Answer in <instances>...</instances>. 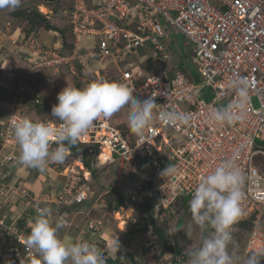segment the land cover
<instances>
[{"label": "built area", "instance_id": "obj_1", "mask_svg": "<svg viewBox=\"0 0 264 264\" xmlns=\"http://www.w3.org/2000/svg\"><path fill=\"white\" fill-rule=\"evenodd\" d=\"M115 15L140 18L137 25H131L142 29V33L117 23L112 19ZM69 18L77 38L85 35L96 41L86 57L99 60L104 69L112 62L120 68V75L108 80L126 85L134 97H154V117L159 111L175 109L188 114L190 120L187 124L165 126L154 118L144 135H136L132 142L131 134L125 130L128 127L121 128L119 125L123 122L118 121L119 118L125 120L127 105L123 108L125 112L121 109V114H118L120 111L113 114L116 123L110 118L99 117L79 141L99 150L100 168L93 173L77 160L64 167V176L71 180V184L65 187L68 192L66 204L70 206L84 201L88 197L89 179L93 180L92 176L105 168L117 165L120 173L124 169L139 171L141 165L144 167L141 155L147 153L152 158L159 182L156 207L168 209L177 196H191L201 177L231 158L238 149L236 163L245 180L241 186L242 216L232 228L252 221L246 254L264 249V169L255 162L257 155H264V147L259 143L264 142V0H104L103 4L93 6H88L84 0H76ZM96 24H101V29ZM103 28L105 35L99 36L97 32ZM174 31L186 34L188 42L190 40L193 45L192 59L198 65L196 79L177 64H173V77L167 78L158 72L147 74L144 68L129 62L147 45H153L157 50L155 54L171 59L164 40L175 34ZM78 58L83 57L79 55ZM71 59L72 56H56L53 60L49 56L27 58L33 64V70L57 66ZM122 61H125L123 66ZM94 74L104 79L100 72ZM202 78L204 82L201 84ZM239 80L246 82L247 100L243 107L237 87ZM19 85L23 88V80ZM205 86L214 92L212 101L202 100ZM16 94L13 99L3 102L8 125L2 132L6 152L0 151V166L13 163L17 157L18 145L10 121L25 116L17 101L20 94L17 90ZM254 97L258 100V107ZM222 107H230L237 117L232 124H219L210 119V113ZM44 122H50L53 127L60 123L51 119ZM168 165L174 166L176 171L163 178L160 172ZM57 218L66 219L62 213ZM64 223L69 224L66 220ZM5 225L4 219L0 218V253L6 250L5 261L0 264H21L22 258L30 257L34 251L26 248L28 235L12 225L7 226L8 233L16 239L15 245L8 248L1 240L4 234L1 228ZM88 226L94 231L100 227L94 221Z\"/></svg>", "mask_w": 264, "mask_h": 264}, {"label": "clouds", "instance_id": "obj_2", "mask_svg": "<svg viewBox=\"0 0 264 264\" xmlns=\"http://www.w3.org/2000/svg\"><path fill=\"white\" fill-rule=\"evenodd\" d=\"M21 4L22 0H0V10H16ZM245 83L244 80L237 82L241 107L247 100ZM57 101L51 109V116L60 122L58 127L28 116L10 121L19 149L20 164L43 171L49 163H62L68 154V146H75L95 120L101 116L110 118L126 105L128 127L137 136L144 135L154 118L165 126L187 124L190 120L188 114L175 109L159 111L154 117V97H134L126 85L114 80L97 79L84 87L67 85L58 93ZM236 118L230 107L215 109L210 113V119L219 124H232ZM53 140L57 145L54 148L50 147ZM237 154L238 149L231 158L202 176L191 194L188 206L192 222L201 231L208 232V235L202 238L198 246L185 251L187 264H238L231 229L242 216L241 186L245 176L236 163ZM175 171L174 166L168 165L160 172V176L166 178ZM168 209H163L162 213ZM35 212L29 223L31 231L26 238V248L34 250L33 255L22 258L21 264H105L104 257L120 251L119 241L104 248L108 251L106 253L102 249L101 254L95 244L89 241L63 240L58 232L65 226L64 221L53 224L49 219L51 209L47 206L38 205ZM185 231L191 239L192 226ZM122 251L125 253V249ZM243 264H264V249L250 252Z\"/></svg>", "mask_w": 264, "mask_h": 264}, {"label": "rangeland", "instance_id": "obj_3", "mask_svg": "<svg viewBox=\"0 0 264 264\" xmlns=\"http://www.w3.org/2000/svg\"><path fill=\"white\" fill-rule=\"evenodd\" d=\"M71 1L72 0H52V1L50 0H22L21 6L17 8L16 10H9V9L0 10V57L2 55L4 56L6 51L8 53L11 52V48H9V46H6L5 42L3 43V40H9L11 43V40L13 39L12 36L15 34V32L18 34L20 32L21 34V31H22L23 35H25L26 39L28 40H29V37H32V36H36L40 38L41 35L44 34V32H46L47 29H45V26L43 25V23H41L40 20L33 18L32 12L34 10L41 12V9L37 5L39 3L40 5H46L48 8H50L53 11V15L46 17L51 23H55L57 22V20H60L61 23H59V26L61 28L66 29L65 31L66 34L64 36H61L62 41L60 40L61 42H60L58 50L49 49L48 52H45V51L39 52L36 56H32L30 55V53L22 52V51L21 52H11V53L15 55V60L17 59L18 64L19 62H22L21 59L27 60V58L35 59L36 57L38 58L42 56H49L51 60H53L56 58V56H65L66 54H68L69 53L68 49L65 50L66 51L65 53L60 52V50H62L61 49L62 46L66 48L67 47L66 44H68L69 42L71 43V41L74 40L76 37V34L73 32V30L70 28L68 24L69 23L68 22V14H69L68 8L69 7L68 6H70ZM30 9L32 11H29ZM42 10L44 12H48L45 8H42ZM60 10H63V12L60 13L61 12ZM29 15H30V18H29ZM148 16H150V14H148ZM160 21L164 23L163 20H160ZM96 25L97 27L101 29L102 27L101 24H96ZM82 38L84 39V36ZM22 41L24 43L27 40H22ZM186 41L188 42V37L181 33H175L170 38L164 40V43L167 46V50L171 54V59H164L163 57H160L157 54H155V57L152 59L148 55L150 54V52H143L142 50L138 51L133 56V58L138 61L139 67L144 68L150 75L158 72L167 78H172L174 74L173 72L174 70L172 69L173 64H177V65L182 66L184 69L188 70L189 72H191V77L196 79L197 77L196 71L198 69V65H196L192 59L191 50H192L193 45L192 43H190L191 42L190 40L188 44H186ZM85 44H87V46L90 48L92 47L94 43L85 40ZM52 50L54 52H50ZM16 53H17V56H16ZM79 54L80 53L77 52L76 55H79ZM33 55H35V53H33ZM83 61H84V64H82L80 59L75 58V59L69 60V62H60V64L57 66L49 65V66L39 67L38 71L37 70L35 71L31 68L29 72L26 70H22L21 68L23 67H20V66H19L20 69L16 68L17 72H16L15 77H13L15 80V83H14L15 88L12 90L14 94L16 92L15 90L16 87L20 86L19 85L20 80H23V85H22L23 92L18 96V100L20 96H23L25 94L28 97L26 96H23V97H26V99L28 100L30 99V95H32L33 93L35 95L34 97L41 100L39 109L37 108V106H34V104L33 105L26 104L25 107L23 108L24 110L21 108V112L23 113V115L26 114L25 116L31 117L33 119L43 120V121H45L46 119L56 120L54 117L51 116L50 108H52L54 104L58 103L57 96H58V93L63 88H65L67 85L74 86V87L79 85V87H84L89 82L95 80V78L100 79L99 77H96L94 73L96 72L95 71L96 69H101L102 71L103 69L102 65L104 64L102 62H99V60L89 58L88 56L85 57ZM115 64L116 63L112 62V63H109L106 67L108 68L111 67L110 68L111 71L112 69L117 71L116 68L118 66L114 67ZM123 65L124 64L122 63V66ZM6 66L7 64L5 65V67ZM70 66L74 67L76 74H73ZM6 69L7 67L5 68V70ZM10 69H13V66H11ZM8 70H6L7 73H8ZM21 71L25 73L21 74ZM110 74L112 75V73ZM203 82H204V79L202 78L201 84ZM2 85H4V83H2ZM204 92H205V95H204L203 100L207 102L210 101L214 96V92L206 86L204 87ZM14 97L15 96H12L10 98L8 97L9 98L8 100H11ZM32 100H33V97H32ZM4 101H7V100L2 101L3 110H4V107H3ZM254 103L258 107L259 103L256 97H254ZM45 105H47L49 109L45 110V113H44L43 112L44 110H42V107ZM122 110L124 111L123 108ZM121 113L122 111L118 112V114H121ZM124 118H125V121H127V116H124ZM122 120L123 118H119V121H122ZM6 123H7L6 116L2 117L0 119V137L1 138H2V132L4 130L3 126H5ZM131 138H132V142H134L136 139V134L132 133ZM2 143H3V140H2ZM259 143L261 146L264 147V142H259ZM68 154L62 163H49L46 166L47 170H48V167H51L58 172L56 173V177H55V179L57 178L56 180H58V182L60 181V179L62 181L64 180L61 178L62 177L61 172L63 171V168L65 167V165L69 162ZM255 162H256V165H258L262 170L264 169V155L262 154L257 155L255 157ZM147 172L148 171L141 172L138 175V177L134 178L133 180L131 179V184H133L135 189L141 185L144 179L148 178ZM106 173L110 177H113L114 176L112 175L113 168L109 169V171H107ZM125 173H128V170H125ZM125 173H120L119 170L117 171V176L123 180V185H126L128 180L130 179V176ZM103 177L107 178L105 177V175H103ZM118 177H115V179L116 180L119 179ZM66 179L67 178L65 177V180ZM108 180L110 179L108 178ZM116 183L117 182L115 180L112 181L113 186H116ZM97 184L98 183H96L97 188L96 187L93 188L92 194H90V197L87 200V202L90 201L91 203L89 208L91 206H95L94 212L95 214H97V216L98 215L103 216L102 214L104 213H107V214L105 218L101 220V222L97 221L99 220L98 217L96 220H94V224H97L100 226L97 230H95L96 232H99L102 235V231L104 230V228L107 227V231L112 232V230L114 231L115 230L114 228L117 227L118 229L116 230L122 231L121 234H123V233L128 232L129 228L133 224H135L136 221L139 220V222L141 223L140 219L144 218V215L135 208H132L129 206H123L125 208L124 209L121 208L120 212L118 211L108 212L107 206H106L107 197L104 196L102 192L98 191L101 185L98 187ZM64 186L66 187L65 184ZM20 188L21 187H19V189ZM23 192L26 193L28 191L26 190V188L21 190V194L19 197L20 200H23V196H22ZM96 192L100 194L95 195ZM67 194L68 193L66 192L64 188L63 195H59L58 197L56 195V201L59 202L58 198L60 197L61 198L65 197L64 198L65 200L67 197ZM84 202L77 204V206L85 207ZM65 204H64L63 210L67 211V209L70 206H68L67 204L65 205ZM73 204L74 203H72L71 206H73ZM188 205L187 206L178 205L177 207L169 208L168 210H166L165 213H161L162 220H164L163 225L165 224L164 227L166 226V222L168 226V231L166 232L164 238L170 239L173 243L174 241L175 243H178L179 246H181L180 252L169 251L168 248L164 246V243L162 242L160 237L158 235L155 237V234L153 233L152 229H149L148 231L142 234H138V235L126 234V235L121 236V239H123L124 241H125L126 236H128V240L130 238V245H131V248L125 249V253L123 256H127L128 252H133L135 256V260L137 262L136 264H187L188 257L185 255V251L187 249L198 246L202 238L208 235V232L201 231L198 227H196L193 224L192 215H191ZM77 206H75L74 208L75 209L78 208ZM83 212L85 213V210ZM77 214L78 215L76 216V218H73L74 220L71 217H66L65 214L63 213L62 215L66 219L57 218V216L59 217V215H54L53 213H51V216L54 219L57 218L53 220L55 221V223L59 220H62V221L66 220L69 224H65V227L76 228V230L79 231L78 232L79 237H83V236H86L88 233H90L92 229H90L88 226L89 220L87 219L82 220V217H81L82 214H80L79 212ZM91 217H94V216H91ZM246 223L247 224L245 225H240L239 227L237 226L231 229L238 264H243V260L247 256L246 242L249 239L248 231H249V227L252 226V221H247ZM190 225L193 228V236L191 239L188 238L186 231H185ZM68 233L71 236L75 235L74 231H69ZM99 241H101V243L99 244L105 243L104 239L99 240ZM99 244H95V245L98 246ZM178 244H176V246ZM97 246L96 248L101 254H103V252L104 253L108 252L107 249H105L102 252V249H100L99 246L98 247ZM231 247L232 246L230 245V249ZM126 264H131L130 259H128V257H126Z\"/></svg>", "mask_w": 264, "mask_h": 264}, {"label": "crops", "instance_id": "obj_4", "mask_svg": "<svg viewBox=\"0 0 264 264\" xmlns=\"http://www.w3.org/2000/svg\"><path fill=\"white\" fill-rule=\"evenodd\" d=\"M85 2L88 5H92V4L97 5V4L102 3V0H85ZM42 8H45L48 11V13L44 12ZM40 9H41V12L45 13L44 16L46 17L53 15V11L50 8H48L46 5H41ZM60 11H61L60 13L63 12V10H60ZM128 22L130 25L132 23L137 25L139 23V18H136V17L132 18ZM59 23H61V21L57 20V22L53 24L55 26L60 27ZM131 26L138 29L135 25H131ZM47 30L46 32H44V34L41 35L40 38L36 36H32V37H29V40L26 39V36L23 35L22 31H21V34L20 32L19 34L15 32V34L12 36L13 39L11 40V43L9 40H3V43L5 42V45L11 48V52H21V51L28 52L32 56H36L39 52H43V51L48 52L49 49L58 50L60 42L62 41L61 33L54 31V30H49V31ZM173 33H177V32H173ZM82 37L83 36H81V38ZM22 40H27V41L23 43ZM85 40L93 42L94 44L92 45V47L89 48L87 46L88 43L85 44ZM186 44H188L187 41H186ZM95 45H96V41L94 39L88 38V36L84 35V39L82 38L80 45L77 46L75 49L76 52H69L66 55H71L72 59H75L80 55L81 57H83L82 59H80V61L84 60L86 57L85 56L86 53L90 52ZM144 48L140 50H142L143 52H150V54L148 55L152 58L155 57V52L153 51L154 49H152L150 45H147ZM53 50L50 52H54ZM11 52L8 53L6 51L5 55L4 56L2 55L0 57V119L3 117V114L6 115L5 111L2 108V101L8 100L10 97L14 96V93L12 90L15 88L14 86L15 80L13 77H15L16 75V72H17L16 70L18 68L20 69V67H23L21 68L22 70H26L29 72V70L32 68V65H33L30 61L22 60V59H21L22 62H19V64L23 66L19 65L17 62V59L15 60V55L12 54ZM32 52L35 53V55H33ZM77 52H79L80 54L78 56L74 55V54H77ZM191 52H193V50H191ZM16 56H17V53H16ZM129 62H132L134 65L139 66L138 61L135 60L133 57L129 59ZM6 64H7L6 70L10 69L11 66H13V69L8 70V73L5 70ZM117 66H118L117 64L114 65V67H117ZM70 68L73 74H76V72L73 71L72 69L74 67L70 66ZM110 68L106 67L105 69L103 68L102 71L101 69H96L95 71L100 72V74L103 75L104 79L106 80H108L109 78L113 76L118 77L120 75L119 67L116 68L117 71L113 69L111 71ZM38 70L39 69H37V71ZM109 72L112 73V75L109 78H107L106 74H110ZM23 73L25 72L21 71V74ZM2 83H4V85H2ZM4 150L5 149L2 143V138L0 137V151H4ZM16 156H17L16 161L13 164H5V165L0 166V217L4 219L7 226L12 225L15 228H17L19 231L24 232L28 235L29 232L31 231L29 228V223L33 220L36 214L35 209L38 205L41 207L43 206L49 207L51 209V213H53L54 215H59L63 213L65 214L66 217H71L72 219L76 218V216L78 215L77 213L79 212L80 214H82L81 215L82 220L84 219L89 220L88 224L90 223V221L96 220L97 217L99 219L97 221H101L102 219L105 218L107 213L102 214L103 216H100V215L97 216V214H95L94 212L95 206H91L89 208L91 204L90 201L86 202L85 207H79L77 206V204H74L73 206L70 205L67 211H64L63 207H64V204L66 203V202L64 203L65 197L58 198L59 202L56 201V195L57 197L59 195H63V191L65 188L64 184H66L65 183L66 180H65V176L63 175V172H61V175H62L61 178L64 180L62 181L60 179V181L58 182V180H56L57 178L55 179L56 173L58 172L54 170L53 168L48 167V170L47 168H45V170L41 171V170L33 169V168L20 164L18 162L19 149L18 151H16ZM109 169L108 170L106 169L104 172L109 171ZM19 187L21 188L19 189ZM24 188H26L28 192H26L24 195L22 193L23 200H20L19 197L21 194V190H23ZM90 194H92V189L90 191ZM75 206H77L79 210L78 208L75 209L74 208ZM84 210H85V213L83 212ZM91 216H94V217H91ZM49 219L53 224L55 223L52 217H49ZM114 229H115L114 231L112 230V232H110V231H107V227H106L102 231V235L99 232L91 230L90 233H88L86 236L79 237V234H78L79 231H77L76 228L74 227L70 228V227L64 226L63 228L59 230L58 235L63 240H66L68 242L90 241L91 243L99 244L101 243V241L99 240L104 239L105 243L98 245L99 248L103 250L108 245H115L119 241L120 250L122 253H124L122 250L126 249L127 247L124 245V240L121 239L122 231L120 230L117 231L116 230L118 229L117 227ZM3 231H4V234L1 240L5 242L8 248L13 247L15 245L16 239L13 237V235L8 233L7 228H5ZM69 231H74L75 235L74 234H72L74 236L69 235L68 233ZM3 258L4 259L0 258V260H5L6 253H5V256H3Z\"/></svg>", "mask_w": 264, "mask_h": 264}, {"label": "trees", "instance_id": "obj_5", "mask_svg": "<svg viewBox=\"0 0 264 264\" xmlns=\"http://www.w3.org/2000/svg\"><path fill=\"white\" fill-rule=\"evenodd\" d=\"M50 1H52V0H50ZM37 5L40 8V6H41L40 3ZM93 5H95V4L88 5V6H93ZM68 7H69L68 8V13H69L68 14V22H69L70 28L72 29V24L70 22L69 16L71 15L73 10L75 9V1L72 0L70 3V6H68ZM29 11H32V10L30 9ZM32 13H33V18L40 20V22L43 23L45 28H47L48 30L57 31V32L61 33L62 36H64L66 34V32H65L66 29L55 26L53 23H51L48 20V18H46V16H44L45 13L41 12L43 14L42 15L37 10H34ZM47 17H49V16H47ZM29 18H30V15H29ZM115 20L117 21L118 19H115ZM76 40H77V37H75V39L72 40L73 42L71 41V43L69 42L68 44H66V42H65L67 47L64 48V46H62V48H61L62 50H60V52L65 53L66 49H68L69 52H74L75 46H76ZM150 47L153 49V45H150ZM153 51L157 52L156 50H153ZM158 56L162 57L161 55H158ZM150 58H152V57H150ZM122 63L124 64L125 61H122ZM181 69L184 70L191 77V72L184 69L182 66H181ZM146 73L149 74L148 72H146ZM106 75H107V78H109L111 76V74L110 75L106 74ZM76 87H79V85H77ZM23 96L28 97L26 94ZM23 96H20V98L18 100L20 108L23 109L26 104H31V105L34 104V106H37V108L39 109V105L41 103L40 102L41 100L34 97L35 96L34 93L32 95H30L31 100L33 97L32 101L30 99L27 100L26 97H23ZM48 109H49V107H47V105L42 107V110H44L43 111L44 113H45V110H48ZM50 109H52V108H50ZM35 120H38V119H35ZM112 120H113V122H115L114 116H112ZM119 126L123 129H125L124 127L128 126L127 121L124 120L123 123ZM125 130L127 131V133L132 135L129 128L125 129ZM56 146H57L56 142H53L50 145V147H52V148H54ZM91 148H92L91 145L84 144L81 141H79L75 146H68V150H69V154H68L69 160L68 161L69 162L73 161V160L82 161L83 163H85L87 168H89L91 171H93V173H96V171H98V168L100 166L99 160H98L99 150L96 148H92V151H91ZM141 160H142L141 163L144 164V167L142 165L140 166L141 169H138L139 173L137 171L136 172H128L127 175L130 176V179L126 183V185L128 184L127 186L123 185V180L117 176L118 168L116 167L117 165H114L115 167H113V174H112V175H114L113 177H110L106 172L103 171V172H101L103 174L100 173L99 175H97L92 180L93 182H90L89 188H91L93 190V188L96 187V183H98L97 184L98 187L101 185V187L99 188L98 191L102 192V194H104V196L107 197L106 206H107L108 212H114V211L121 210L122 206H129V207H132V208L139 210L144 215V218L140 219L141 223L139 222V220L136 221V223L133 224L129 228L128 232L123 233L122 235H126V234L138 235V234L145 233L149 229H152L153 233L155 234V237L158 235L160 237V239L162 240V242L164 243V246L167 247L169 251L180 252L181 246H179L178 243H175V241L173 243L170 239L164 238L166 232L168 231V226H167V222H166L165 227H164L165 224L163 225L164 220H162V216H161L163 209L156 207V204H157L158 199H159V194H158L159 191H158V187H157L158 186L157 175L155 173V170L153 169V164L151 163V160L149 159L147 154H142ZM15 161H16V159L14 160V162ZM3 165H5V164H3ZM125 167L129 168V166H125ZM125 170H127V169H124V171ZM124 171H123V173H125ZM144 171H148L147 172L148 178L144 179V181L141 183V185L135 189L133 184H131V179L133 180L134 178L138 177V175ZM103 175H105V177H107V178H104ZM115 177H118L119 179L116 180ZM108 178L110 180H108ZM113 180H115L117 182L116 186L112 185ZM98 194H100V193H97V192L95 193V195H98ZM190 199H191L190 195L182 194L176 199V201L174 202L173 205L172 204L170 205V207H177L178 205L187 206L189 204ZM86 202H87V200L84 202V204H86ZM176 244H178V245L176 246ZM124 245L127 248H131L130 238L128 240V236H126V238H125ZM175 248H177V249H175ZM123 255L124 254H122V252L120 250L118 252V254H112L111 256L104 258L105 264H126V257H128V259H130L131 264L137 263L135 260V256H134L133 252H128L127 256H123Z\"/></svg>", "mask_w": 264, "mask_h": 264}, {"label": "bare ground", "instance_id": "obj_6", "mask_svg": "<svg viewBox=\"0 0 264 264\" xmlns=\"http://www.w3.org/2000/svg\"><path fill=\"white\" fill-rule=\"evenodd\" d=\"M85 2V1H84ZM86 3V2H85ZM104 3V0H102V3H100V4H103ZM75 4H76V0H75ZM87 4V3H86ZM99 5V4H98ZM101 7L102 6H104V5H100ZM99 6V7H100ZM41 7V6H40ZM96 8H98V7H96ZM48 13V12H47ZM112 19L113 20H115V19H118L116 22L117 23H120V24H125V26H128V27H131L136 33H138V34H140V33H142V29H136V28H134V27H132L130 24H129V20H130V18L129 17H124L123 16V18H120L118 15H115V16H113L112 17ZM140 18H139V22H140ZM120 28H122L123 29V26L121 25L120 26ZM175 32V31H174ZM178 33V32H177ZM97 34L99 35V36H104L105 35V32H104V28L102 29V30H99L98 32H97ZM182 34V33H181ZM184 35H186V34H184ZM88 38H91V39H93V37H88ZM81 41H82V38H77V40H76V46H75V49H76V47L77 46H79L80 45V43H81ZM94 48V47H93ZM157 51V50H156ZM74 52H76V50H74ZM87 54V53H86ZM15 90H17V92L18 93H22L23 92V88L22 87H16V89ZM19 94V95H20ZM18 95V96H19ZM14 96L16 97V92H15V94H14ZM18 96H17V101H18ZM13 99V98H12ZM203 100V99H202ZM210 101H212V99L210 100ZM20 107V106H19ZM6 114V113H5ZM6 115H3V117H5ZM112 116H114V115H112ZM112 116L110 117V119H111V121L113 122V120H112ZM7 119V118H6ZM41 121H43V120H41ZM119 121V120H118ZM124 121V119L121 121V122H123ZM114 123H116V121L114 122ZM8 125V119H7V123L5 124V126H3V128H4V130L6 129V126ZM179 137L181 138V139H183L184 138V136L183 135H179ZM259 140H257V142H258ZM68 153H69V150H68ZM145 154V153H144ZM147 154V153H146ZM148 155V157H149V159L150 160H152V158H151V156L149 155V154H147ZM162 158L165 160L166 159V157L165 156H162ZM78 161V160H77ZM9 164H13V163H9ZM100 164V163H99ZM130 166H136L135 164H130ZM99 168H100V166H99ZM99 168H98V170H99ZM89 169V168H88ZM107 168H105V169H103L102 171H100L97 175H99L101 172H103L104 170H106ZM93 172V171H92ZM98 171H96V173H97ZM138 172V171H137ZM82 173H84V172H82ZM93 178H95L96 176H92ZM67 181H66V186L68 187L70 184H71V180H69V179H66ZM89 181L90 182H93L91 179H89ZM158 191H159V182H158ZM66 190V192H67V188L65 189ZM88 190V197L84 200V201H86V200H88L89 199V197H90V192L89 191H91V188H89V189H87ZM68 193V192H67ZM25 194V193H24ZM23 194V195H24ZM179 196H177V198H178ZM84 201H82V202H75L74 204H80V203H83ZM71 202L69 201V204H70ZM73 204V205H74ZM1 218V217H0ZM6 224V223H5ZM5 228H8L7 227V225H5V226H3L2 228H1V230L3 231ZM26 234V233H25ZM5 253H6V250L4 251V252H2V253H0V258L1 259H4L3 258V256H5ZM2 261H5V260H0V262H2Z\"/></svg>", "mask_w": 264, "mask_h": 264}]
</instances>
